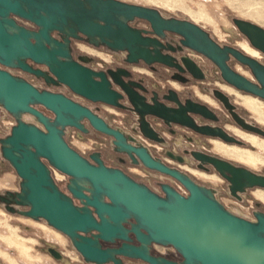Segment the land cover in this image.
Instances as JSON below:
<instances>
[{"label": "water", "instance_id": "95a60500", "mask_svg": "<svg viewBox=\"0 0 264 264\" xmlns=\"http://www.w3.org/2000/svg\"><path fill=\"white\" fill-rule=\"evenodd\" d=\"M11 15L31 22L37 30L30 31L18 25ZM135 19L149 22L153 33L160 38H164L165 31L181 35L182 45L217 64L227 83L264 99V75L260 76L254 68L255 60L236 49L221 48L209 33L192 22L165 19L155 8L120 0H0V64L22 68L49 82L62 83L93 102L112 105H117L118 95L109 90L103 73H94L72 60L71 39L83 38L93 46L113 52L125 51L129 63L143 61L147 65L160 64L182 72L188 68L198 77L199 71L187 56H182L179 63L163 55L166 47L158 39L145 37L144 30L131 26ZM232 22L253 48L264 53V28L237 18ZM53 32H57L61 40L55 39ZM228 54L239 56V60L250 67L261 88L229 68L226 64ZM26 59L46 65L56 81L31 69L25 64ZM93 76L100 77V81H94ZM213 94L229 111L235 109L223 92L213 90ZM34 105L50 111L53 120ZM191 106L147 112L165 123L186 126L189 112L210 114L202 104L192 103ZM0 108L16 121L0 144L3 159L20 180L19 191L5 190L0 194V203L10 213L43 220L62 233L83 264H120V256L141 259L147 264H176L151 256L149 251L153 244L174 248L182 257V264H264V212L254 211L253 220L234 214L217 199L215 189L153 159L145 148L127 144L118 129L110 128L89 109L63 95L39 92L3 70H0ZM26 115L32 116L43 130L25 123ZM233 116L244 130L264 137V128ZM83 119L95 130L112 136L117 152L127 153L133 163H138V158L145 167L174 178L187 194L162 184L163 196H160L122 170L107 167L97 154L90 156L94 163L87 160L64 138L68 127L85 132ZM194 129L228 143L246 145L221 128ZM193 155L200 162L199 167L211 166L225 179L229 194L238 200L240 194L249 189H264V175L213 154ZM41 158L69 177L66 189L71 196L59 190ZM73 199L81 206H76ZM129 234L138 246L129 244L132 241ZM116 240L122 244L114 249H103L99 242L114 243ZM50 253L56 260L63 259L54 249Z\"/></svg>", "mask_w": 264, "mask_h": 264}, {"label": "flooded vegetation", "instance_id": "af4514ba", "mask_svg": "<svg viewBox=\"0 0 264 264\" xmlns=\"http://www.w3.org/2000/svg\"><path fill=\"white\" fill-rule=\"evenodd\" d=\"M161 16L165 19L188 21V20L178 19L174 17H165L162 14ZM11 17L15 19L18 25L30 31L37 30V27L31 22L15 17V16H12V15ZM137 20L146 22L148 24V27L144 28V27L135 26L134 22ZM134 22L131 24V26L136 29L144 30L146 33H143V36L149 37V38H156L161 42L163 46L166 47V49L162 51L163 55H167L171 57L174 60V62H179V63H180V58L182 56H187V58L190 59V61L194 64V66L199 71L196 73L198 77H195V75H193V73L190 72L188 68H187V71L182 72L174 68L163 66L160 64L147 65L143 61H139L138 63H129L127 61V52L125 51L113 52V51L108 50L105 47L93 46L89 44L88 42H86L83 38L70 40L69 46L71 50L72 60L75 63H77L79 66L84 67L94 73H103V75L105 76V81L106 83H108L109 90L115 92L118 95L116 99L117 105H112V104L103 103V102H93L81 95L76 94L68 86L62 83L56 84L53 82H49L45 79V77L38 76L30 71L24 70L19 67H7V66L0 64V70L8 72L13 77H17L19 79L24 80L28 84L35 87L39 92L46 91V92H50L53 94L63 95L64 97L70 99L71 101L78 103L81 106L89 109L94 115L101 118L110 128L118 129L119 132H121L123 137L126 139L127 144L135 148H140V147L145 148L153 159H158L169 167L179 169V166L178 167L173 166L168 161V159L175 161L179 164H187L189 162L188 158H192L195 161V165L198 169L203 170L205 172H210L212 168L211 166H207V165H204V167L202 168L199 167L200 162L193 155L194 153H204V154H209V153H206L200 150H190L186 148L181 150V152H177L170 147V141L168 138L169 137L168 134L175 135L176 134L175 129L177 128L185 129L187 130L188 134L190 132H193L194 135H199L200 137L204 138L210 144V152L212 154L218 155L232 162H236L241 165H244L240 162L233 161L229 158L223 157L214 148V146L215 147L220 146L221 148H224L223 146H232L228 144H234V143L225 142L223 139L217 136L201 134L198 131H196L194 128L195 127H198V128L207 127L210 129L211 128H221L228 134L234 137L236 136L240 138L241 140H243L244 142L253 146L251 142L249 141V139L245 137V136H248V134L246 133H251V132L244 130L236 122L233 114L239 118H242L248 121L245 118L246 117L245 111L247 110L250 114L251 119L255 123H257L259 126L264 128V121L259 120L252 116L255 113L251 112V110H249L245 105L240 103V96H247V97H251L254 99L258 98L262 101H264V99L260 97H256L249 93L239 91L235 87H233L231 84L227 83L223 79L222 71L217 64L212 62L210 59H208L206 56L202 55L201 53H198L195 50L182 45L183 37L181 35L177 33L165 31L164 38H160L153 33L149 22L142 20V19H135ZM52 35L54 36L55 39L61 40L60 35L57 32H53ZM211 39L215 41L212 37ZM215 42L221 48L229 47V48L236 49L242 54H245L249 56L250 58H252L253 60H255L257 64H253L254 68H256L260 76L264 75V53L259 52L255 48L252 49L248 45L247 46L250 51H246L242 47L236 48V47H232L229 45H221L217 41ZM90 52H96L98 55L95 58L93 54ZM191 53H194L197 56L202 57L206 61L197 60V57L193 56ZM260 53L262 56H260ZM110 54L115 55V57H117V60H119V62H117L114 65L111 64L112 61L107 60L108 59L107 57H109ZM100 55H103L106 58ZM238 57L239 56L235 54L234 55L228 54V60L226 61V64L229 66L230 69L234 70L235 72L237 73L240 72L239 74L241 73L244 74L245 77L249 76L248 75L249 73L251 77L250 78L246 77V78H248L253 84L261 88V83L257 81L250 67L244 64L243 62H241ZM97 60L100 61L101 63H98ZM232 62H236L237 66L233 67L231 65ZM25 64H27V66H29L33 70H37V71L45 73L53 81H56V78L49 72V69L46 65L35 63L34 61L30 59H26ZM211 67L217 70L218 78L223 82L222 84L223 87L218 86V88H214L211 91H208L206 89V92H209V94L214 98L215 102L220 106L221 110L227 113L226 116L229 118L228 121L234 124L237 128L226 127L225 125H221L220 123L221 118L219 114L211 107V103L214 102L211 98L201 95L202 97H200L199 98L200 100H198V99L193 98L189 92L187 93L183 92L179 88L180 87L179 85L190 86L193 82L194 83L204 82L210 76L209 71L211 70ZM240 67L244 68L245 71L241 70ZM147 71L152 72L153 74H156L160 77H164V80H166V82L169 84V87L166 88L165 90L159 89L160 87L157 82L147 78V75H148ZM93 80L100 81V77L93 76ZM213 90H219L223 92L225 95H227L230 100V103L235 107V109H233L232 111H229L225 107L223 102L214 96ZM232 94L235 95L236 97L235 100ZM192 103H198V104H202L206 106L210 114L209 116H207V115H203L199 113L189 112L187 114L189 118L187 119V126L173 123V122L165 123L161 118L155 115L149 114L147 112V111H150L151 109H167L168 108V109L176 110V109H179L180 106H186V104H187V107H192L191 106ZM33 107L39 112H41L44 116L53 120L54 118L53 114L50 111L46 110L43 106L34 105ZM105 113H108L110 116L120 117V121L119 122H116L115 120L110 121ZM5 117L10 118L12 122L9 125L8 133L5 136L0 137V140L7 137L10 134L12 127L16 125L15 118L11 114L6 112L4 109L0 108V128L2 124L4 123L3 118ZM25 117H29V120L25 119ZM25 117L23 118V121L25 123L34 124L41 130H43V126L39 124L38 122H36L32 116L26 115ZM81 123L83 124L86 130L85 132L79 129L73 128V127H68L65 130L64 138L67 141V143L71 147H73L68 142V139H67V137L70 135L75 137L78 140L77 142L81 144H84L85 143L84 140L87 138H92L94 140L93 143L105 142L108 145L109 153L113 156V159L116 161V165L110 163L106 152L102 150H98V149H93L90 152H88L86 155H83L87 160L93 162L90 156L91 154H97L98 157L104 162V164L107 167L120 169L131 177H132V173H137L136 171L142 172L145 177H148V175H150L152 176L151 181H149V179H136L134 177L133 178L137 182L146 185L151 191L155 192L156 194L160 196H163V192L161 189L162 184L170 185L171 187L175 188L178 192H180L183 195L187 194V191L185 190V188L179 182H177L174 178L145 167L139 161L138 158H137L138 163H133L127 153L117 152L114 149L113 137L95 130L87 119H83ZM230 131H232L233 134L229 133ZM129 138H132L133 140ZM261 138H264V137H261ZM187 140L188 142H190L192 138L190 136H187ZM238 146H241V145H238ZM73 148L75 149V147ZM0 156L3 159L2 154H1V144H0ZM40 160L49 170L51 178L53 179V181L55 182L59 190L63 192L64 194L71 196L70 193L66 189V185L68 183L69 177L59 172L58 170H56L45 159L41 158ZM192 171L201 172V171H196V170H192ZM201 173L206 174V175H211V174H207L204 172H201ZM6 175L7 173L2 174L0 176V179ZM156 175L158 177L159 176L163 177L165 180H159V178L155 179ZM58 176L60 178H58ZM151 182H153L155 186H153ZM176 183L185 190V193L181 192L180 189L176 187ZM14 188L15 187H12V186L11 187L2 186L0 190H14ZM253 189H260V188H253ZM240 200H241V196H240ZM73 203L76 206H81L79 201L76 199H73ZM258 207L259 206H257V208ZM255 211L261 212L260 210H255ZM128 236L132 239V241L129 243L131 246L139 245V243L135 240L133 235L129 234ZM99 242H100L101 248L103 249L118 248L122 244V241H118V240H116L114 243H104L102 241H99ZM50 250H53V248L47 249V252L49 254H51ZM149 253L153 257H163L176 264H182L181 263L182 257L174 248L173 249L166 248L164 250V253L160 254L154 249L153 245H151V249ZM118 259L120 261V264H147L141 259H134V258H128V257H121V256L118 257ZM75 264H83V263L81 261H76ZM108 264H113V263H108Z\"/></svg>", "mask_w": 264, "mask_h": 264}, {"label": "rangeland", "instance_id": "374dc122", "mask_svg": "<svg viewBox=\"0 0 264 264\" xmlns=\"http://www.w3.org/2000/svg\"><path fill=\"white\" fill-rule=\"evenodd\" d=\"M129 4L141 5L145 7L157 9L165 17H174L178 19L188 20L207 33L221 45H229L236 48H243L246 51H250L248 46L254 49L245 38L243 34L239 32L237 27L233 24L232 20L234 18L246 20L252 22L262 28H264V0H120ZM185 4L190 10H198L199 8L207 12L205 19H197L191 14L190 11L185 9ZM135 26L138 27H148V24L144 21L137 20L134 22ZM248 45V46H247ZM96 58L98 55L96 52H90ZM193 56L197 57L199 61H206L202 57L191 53ZM105 57L103 55H100ZM260 56L261 53H260ZM106 58V57H105ZM108 61L111 60V64H116L119 62L115 55L107 57ZM261 60V59H260ZM98 63H101L97 60ZM231 65L237 66L236 62H232ZM239 66V65H238ZM241 68V67H240ZM241 70L245 71L244 68ZM210 76L202 83H192L190 86L179 85L180 90L183 92H189L193 98L200 100L201 95L211 98L214 102L211 103V107L219 114L221 118V125L226 127L237 128L234 124L228 121L227 113L221 110L220 106L215 102L214 98L206 92L211 91L218 86L223 87V82L218 78L217 70L211 67ZM247 72V71H246ZM240 73V72H239ZM248 73V72H247ZM147 78L154 80L158 83L159 89L165 90L169 87V84L164 80V77H160L152 72L147 71ZM242 74V73H241ZM244 75V74H243ZM250 78V74L248 73ZM146 76V75H145ZM153 79H152V77ZM197 94V96H196ZM234 100L236 99L235 95ZM244 95V94H242ZM232 97V96H231ZM260 99H254L247 96H240V103L245 105L251 112H254L252 116L264 121V101ZM202 101V100H201ZM203 102V101H202ZM110 121L115 120L120 121V117L110 116L105 113ZM245 118L249 122H254L249 112L245 111ZM29 120V117H25ZM4 123L0 128V137L5 136L9 131V125L12 120L8 117L3 118ZM239 129V128H238ZM176 134H168L170 141V147L181 152L183 149L190 150H200L209 154L210 144L199 135H194L193 132L187 133V130L182 128H177ZM242 131V130H240ZM229 133L233 134L232 131ZM245 133V132H244ZM245 136L250 142L256 143L252 145L246 143V145L238 146L235 144H228L232 146H223L226 150H236L239 152H247L245 166L236 162H232L235 165L243 166L251 171L264 175V138L257 136L253 133H246ZM187 136H190L192 140L188 142ZM236 137V136H235ZM238 138V137H236ZM68 142L79 151L82 155H86L93 149H98L106 152L108 160L111 164L116 165V161L113 156L109 153L108 145L105 142L93 143L92 138H87L84 140V144L77 142L78 140L73 136L67 137ZM240 139V138H238ZM241 140V139H240ZM243 141V140H242ZM244 142V141H243ZM87 147V148H86ZM215 148V146H214ZM243 149V150H242ZM255 154L262 161L256 163L252 160V155ZM214 155V154H213ZM168 159V158H167ZM189 162L187 164H179L175 161L168 159V161L173 166H179V169L189 176H191L197 183L204 185L209 188L216 190L217 199L231 212L243 217L247 220H253V211L260 210L264 212V190L262 189H249L245 193L240 194L241 200H237L229 194L228 183L225 179L219 176L213 168L210 172H205L196 167L195 161L192 158H188ZM243 164V163H242ZM254 164V165H253ZM127 169V168H125ZM201 171L207 174L206 175ZM128 171V170H127ZM137 173L140 171H136ZM7 173L6 176L0 179V188L2 186L15 187L14 190H9L12 192L19 191V178L16 175L14 169L9 165L8 162L4 161L0 156V176ZM132 173V177L136 179H149L151 181L150 175L145 177L142 172ZM131 175V174H130ZM58 178H60L58 176ZM165 180L163 177L155 176V179ZM153 186L155 184L151 182ZM176 187L178 184L176 183ZM5 190H0V194ZM252 194V195H251ZM255 198V199H254ZM258 204V205H256ZM257 206H259L257 208ZM20 210H25L20 208ZM55 229L49 227L45 221L38 220L34 221L27 217H23L19 214H13L5 210L4 206L0 203V264H75L76 261H81V257L72 248L70 241L62 233L56 231ZM11 239L17 240L21 247L17 248L10 246L8 241ZM48 248H53L58 251L62 256V260H56L51 254L47 252Z\"/></svg>", "mask_w": 264, "mask_h": 264}, {"label": "bare ground", "instance_id": "6f19581e", "mask_svg": "<svg viewBox=\"0 0 264 264\" xmlns=\"http://www.w3.org/2000/svg\"><path fill=\"white\" fill-rule=\"evenodd\" d=\"M185 6V9L190 11L191 14L194 16V18H197V19H205V16L207 14V12L201 8H199L198 10H190L189 8H187V4L184 5ZM243 75V74H242ZM245 76V75H243ZM247 77V76H246ZM256 98V97H255ZM258 99V98H257ZM257 124V123H256ZM253 145H256V143L254 142H251ZM215 150L221 154L223 157H226V158H229L233 161H237V162H240V163H243L245 164V161L246 159H250L249 157H247V152H239V151H236V150H226L224 148H221L220 146H216L215 147ZM218 156V155H216ZM220 157V156H219ZM222 158V157H221ZM225 159V158H223ZM227 160V159H226ZM252 160L256 163H259L261 162L262 160L259 159V157H257L255 154L252 155ZM230 161V160H229ZM254 165V164H253ZM264 190V189H262ZM56 232V231H55ZM8 244L10 246H13L15 248H17L18 250L20 249L21 247V244L15 240V239H11L8 241Z\"/></svg>", "mask_w": 264, "mask_h": 264}, {"label": "built area", "instance_id": "2783aa9c", "mask_svg": "<svg viewBox=\"0 0 264 264\" xmlns=\"http://www.w3.org/2000/svg\"><path fill=\"white\" fill-rule=\"evenodd\" d=\"M178 188L180 189L181 192L185 193V190L181 186L178 185ZM153 247L160 254L164 253V250L166 248L173 249L171 246H162V245H158V244H153Z\"/></svg>", "mask_w": 264, "mask_h": 264}]
</instances>
